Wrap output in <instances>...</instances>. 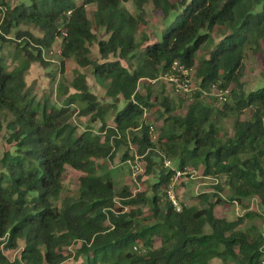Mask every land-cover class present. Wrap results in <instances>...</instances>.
<instances>
[{
	"label": "trees",
	"instance_id": "obj_1",
	"mask_svg": "<svg viewBox=\"0 0 264 264\" xmlns=\"http://www.w3.org/2000/svg\"><path fill=\"white\" fill-rule=\"evenodd\" d=\"M148 5L162 23L168 20L160 40L140 32ZM59 39L63 61L91 69L104 82L103 100L82 73L70 93L59 82L60 104L37 98L27 85L30 65L46 67L44 54ZM248 53L264 60V0H17L14 6L0 0V135L6 145L0 149V247L23 244L13 261L0 250V264H66L70 258V264H263L264 230L239 229L254 214L227 220L214 213L225 202L247 211L257 201L264 209V76L247 86ZM174 62L192 69L197 81L182 114L169 95L151 102L150 82ZM212 89L228 92L225 102L215 98L221 106L206 101ZM246 111L249 117L241 119ZM146 112L162 126L155 130ZM228 116L234 117L231 135L222 128ZM87 117L79 131L75 121ZM121 147L123 161L142 159L148 194H132L128 186L115 192L108 172L97 175L105 167L95 160ZM166 160L174 167H164ZM67 168L80 173L78 191L61 199ZM189 169L201 170L215 186L196 195L200 207L176 197L177 210L168 190L176 172Z\"/></svg>",
	"mask_w": 264,
	"mask_h": 264
},
{
	"label": "rangeland",
	"instance_id": "obj_2",
	"mask_svg": "<svg viewBox=\"0 0 264 264\" xmlns=\"http://www.w3.org/2000/svg\"><path fill=\"white\" fill-rule=\"evenodd\" d=\"M79 2L80 0H76ZM17 0H9V4L11 6L16 5ZM123 6L132 14H135V8L131 2H126L123 4ZM95 7L93 5L87 7V13L88 17L91 18L92 12L94 11ZM145 14H146V20L147 25L145 28H143L140 32L145 33L150 40H154L155 38L160 40L161 38V31L164 28L165 22L161 20V17L158 13H156L151 5H148L145 7ZM23 30H30L34 32L35 34H38L34 29L28 28V27H21ZM142 34V33H140ZM12 37V36H11ZM103 38L102 36H100ZM217 42V40H216ZM8 48V46H5ZM4 47V48H5ZM92 54L95 58H99L97 54L96 47H92L91 49ZM205 51H201L197 55L198 60ZM207 57V56H205ZM44 59L47 62V66H41L39 64H31L29 67V70L26 75V83L28 86L34 87V92L37 96V98H42L44 96L49 97L50 101L54 104H60L63 101V97H57L56 96V90L58 87L59 82L61 81L64 85H66L69 88V93L72 92L70 83L74 79V76L82 73L86 76L87 83L89 84L91 91L94 92L97 96V98L103 100L104 95V82L95 77L92 74V70L89 68H79L74 61H63L62 57L60 56V39L56 40L55 44L53 45L52 49L49 52H46L44 54ZM10 59H8L9 61ZM64 62V74H60V64L61 62ZM263 56L260 54L258 55H252L251 53H248L246 56V60L244 63V77L243 80L249 87H253L254 85L259 82L263 76H264V65H263ZM197 81L194 79V86H197ZM163 86L164 92L161 91L159 86ZM154 96H162L169 95L172 97L175 102L181 104V108L177 114H182L186 110L187 106V99H190L188 97L183 96H176L173 93L169 92L170 87L165 84V82L162 79H158L154 85H152ZM139 92H143L141 84L139 85ZM216 97L214 96H208L206 98V101L216 100ZM186 101V102H185ZM155 102V101H154ZM216 105L221 106L219 101L216 100ZM246 113V114H245ZM243 115H241V119H245L246 116L249 117V112L246 111ZM152 114H149L148 112L145 113V119L150 121L152 125L156 128H159L162 126V120L160 121H154L153 118H151ZM76 120V118H74ZM87 118H80L75 121L76 126L78 127L79 131H82L85 123L87 122ZM234 117L228 116L222 121V128L224 132H227L228 135L232 134V123H233ZM91 127L94 128V130H97L99 128V123L96 122L95 124H91ZM2 136H4V132L0 135V149L6 148L5 143L3 142ZM157 135L155 134V137ZM156 140V139H155ZM126 151L125 147H121L118 151H116L112 156L108 157L107 159H98L95 160L96 164H102L105 169H99L97 170V175L109 173L111 178L113 179L114 186H115V192H118L121 190L124 186H128L132 194H136L137 192H145L149 193V184L147 183L148 178L146 176H142L138 174V179H136V182H134L133 172L130 168L129 161H123V156ZM135 151V146H130V152L129 155L133 154ZM155 154L160 156V153L155 152ZM139 164H144L142 159L138 160ZM169 162L166 160L164 162V167L166 166V163ZM174 167V164L170 162V166L168 168ZM189 174H184L174 181V194L179 199V203L190 206L195 205L197 207H200V204L197 203L195 200L196 195L201 193H210L215 186L213 180L204 178L201 175V170H192L189 169ZM143 174V172L141 173ZM80 173L74 170H71L70 168H67L65 171L63 178H62V184H63V192L61 194V199H63L66 196H76L78 191V177ZM219 184L221 186L223 185V178H219ZM151 181V180H150ZM228 190L227 188H224L223 193L221 196L224 198H227L228 196ZM118 200V199H117ZM118 206V205H117ZM247 211H243L239 206L237 205H231L230 203L220 204L217 205L214 209L215 216L217 218H225L227 220L234 219L237 215H242L245 212H252L254 214L251 218H248L244 221V223L239 227L242 231L251 232L254 228H257L259 230H264V209H262L257 201H251L249 203ZM23 248V244L21 242H18V245L14 249L5 250L0 247V250L2 251L3 255L6 256V258L9 261H13L14 259L18 258L20 255V251ZM67 253L71 252V249H67ZM72 262V259L70 258L67 260L66 264H70Z\"/></svg>",
	"mask_w": 264,
	"mask_h": 264
},
{
	"label": "built area",
	"instance_id": "obj_3",
	"mask_svg": "<svg viewBox=\"0 0 264 264\" xmlns=\"http://www.w3.org/2000/svg\"><path fill=\"white\" fill-rule=\"evenodd\" d=\"M160 79H162L166 85H168L178 96L191 98L192 94L196 91V86H194L193 70L188 69L185 65L180 64L179 62H174L171 65L170 71L167 74L161 76ZM156 81L157 80H153L150 83L154 84ZM227 94V91L222 92L212 89L209 95H213L214 97L218 98L220 102H225ZM205 95H207V93H204V96ZM139 159V157L135 156L134 161H129V165L133 172L134 182H136V175L143 172L142 166L138 162ZM166 166H170V162H167ZM184 174L186 173L177 171L168 190V197L177 210H179V207L176 200V195L174 194L175 192L173 190L174 181L176 178ZM134 250H137V248H134Z\"/></svg>",
	"mask_w": 264,
	"mask_h": 264
}]
</instances>
